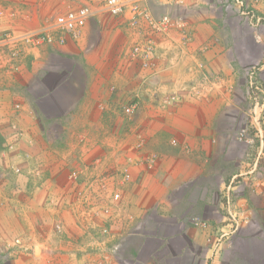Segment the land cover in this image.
<instances>
[{
    "label": "crops",
    "instance_id": "crops-1",
    "mask_svg": "<svg viewBox=\"0 0 264 264\" xmlns=\"http://www.w3.org/2000/svg\"><path fill=\"white\" fill-rule=\"evenodd\" d=\"M197 1L188 0L181 7L170 8L152 4L151 9L155 14L181 11L189 21L190 32L193 34V41L185 45L166 41L157 45V50L163 48L165 51L161 54L167 56L164 59L167 61H160L158 72H154V69L143 71L138 66L125 67L117 72L110 69L106 63L100 62V72L96 75L93 70L97 69V66H81L83 77L78 81L56 78L49 83L47 75L39 81L48 91L41 102L35 98L22 101L26 102V105L21 110L18 122L26 131L29 129L33 135H47L48 130L55 126L58 134L65 136V141L64 147H59L41 138L39 142H34L28 147L26 141L23 143V139L21 148L31 155V159H26L24 151L20 150L22 152L16 151L19 157L10 160V165H6L9 169H19L22 177L20 180L7 174L0 179V205L3 210L0 217L4 218L3 226H0V237L4 239L5 247L16 244L23 248L29 244L26 237L21 236L20 241L16 240L20 234L23 235V232L31 229L29 223L25 228L28 215L22 214L19 223L14 218L12 205L14 196L19 195L16 190H24V183L33 182L35 176L32 173L35 171L39 177L42 175L43 178H38L42 183H46V176L49 174L47 181L56 185L59 196L66 198L68 203L65 204V211L58 214L64 221L67 217L63 214H68L66 211L73 206L70 202L77 201L78 196L82 197L86 193L84 189L90 180L112 182L116 180L115 172L120 166V171L127 170L130 176L128 181H123L121 176L119 185L125 189L123 193L120 191L121 200L131 201L133 208L139 211L137 215L141 217L144 216V209L154 206L156 216L165 220V228L172 229V232L164 237L151 236L150 239L160 244L167 237L168 243L173 240L182 242L178 245L180 249L183 248V243L197 246L202 242V235L197 230H192L190 220L200 218L207 223V231L224 230L232 226L229 223L232 220L228 211L241 222V229L247 227L254 218L260 220L264 228V161L258 162V157L251 161L248 159L247 151L252 147L253 137H250L247 131L245 139L238 141L236 134L239 128L233 127L235 121V125L238 124L235 118L245 119L248 115V109L245 107L247 97L244 93L247 84L244 85V82L237 78L239 68L234 64L231 48L205 45L204 40L210 35L203 27L207 3L202 0V4H197ZM70 3L77 5L79 0H0V7L4 8V12L7 11L5 15L0 16V26L16 31L37 29L47 20H53ZM250 3L251 9L258 14L250 20L251 40L255 46H263L264 34L257 33L255 29L260 19L261 23L264 22V0H250ZM91 4L95 7V2L92 1ZM212 11L215 16L216 10ZM188 12H196V17L188 15ZM96 17L88 22L77 40H68L62 47L50 46L48 49L53 51L54 48L60 53L79 56L78 54L84 51L85 39L92 37L90 23L95 21ZM233 50L235 52V49ZM177 55L180 56L176 57ZM262 55L264 56V53ZM198 62H201L208 72L218 73L220 76L218 82L213 84L215 91L208 95V99H193L183 90L188 84L185 83L188 79L187 71L195 63L198 65ZM53 69L55 67H50L49 71ZM32 71L33 77L34 72L39 74L41 70L35 66ZM178 88L180 91L176 93ZM71 91H74V94ZM173 95L177 97L176 101L169 103L173 105L161 109L162 99ZM133 100H137L139 106L132 115H125L123 108ZM1 103L3 106L0 115H6L10 112V107L3 101ZM116 104L123 105L122 118L117 114L113 115L114 111L111 109ZM112 117H116L115 120H110ZM140 138L145 141L143 149L139 151L133 145L138 144ZM172 141L176 147L170 144ZM81 143H84L81 147H89V153L86 151L85 159L82 158V161L77 163L74 148ZM259 143L258 149L262 150L261 140ZM47 158H50L53 169H38L39 162L46 164ZM79 166L83 167V171L79 172L82 174L77 178L85 184L75 186L73 182L74 187H70L72 181L68 174L78 170ZM84 172L88 173L87 179ZM238 178H241L242 184L233 186L232 183ZM244 188L249 190L243 191ZM193 191L197 192L195 197L192 195ZM34 194L45 198L47 191H36ZM22 197L25 198L24 195ZM38 204L34 202L32 206ZM33 208L38 211V216L44 217L39 208ZM20 209L22 213L25 212ZM30 218L34 221L32 216ZM36 226L37 235L41 236L43 231L37 224ZM237 226L236 224L235 228ZM119 228L121 223L113 225L111 232L117 247L122 241ZM151 230L153 232V228ZM203 234L205 236V232ZM134 240L137 241V248L146 241L142 236ZM108 242L101 247L103 264H123L126 261L130 264H157L150 256L147 262H141L136 255L123 259L124 257L111 253L113 243ZM50 256L52 257L43 252L35 259L46 264L50 262ZM184 256L180 250L177 256H171L162 263L177 262Z\"/></svg>",
    "mask_w": 264,
    "mask_h": 264
},
{
    "label": "rangeland",
    "instance_id": "rangeland-1",
    "mask_svg": "<svg viewBox=\"0 0 264 264\" xmlns=\"http://www.w3.org/2000/svg\"><path fill=\"white\" fill-rule=\"evenodd\" d=\"M92 1L95 2L94 8L98 9L103 3V0H90V2ZM226 1L227 0H206L207 5L205 11L207 13L204 14L205 21L203 22V27L210 35H207L204 41L206 46H224L226 48H231L233 51V58L235 59L234 64L236 63L239 68L237 78L240 82H244V85L247 84L244 93L247 97L245 107L248 109V115L245 119L239 116V118H235L238 120V124L235 125V121L233 127L234 129H241L244 127L247 129L248 135L253 137L252 147L247 151L248 159L251 161L258 157L260 158L258 162H260L261 160L264 161V56H261V54L264 53V44L263 46H255L250 36L252 25L250 20H253L258 14L251 9L250 0H243V4L240 6L235 0ZM197 4H202V0H198ZM212 10H216L215 16ZM6 12L7 11L4 12V8L1 6L0 16L5 15ZM170 14L181 15L183 13L181 11H176V13L170 11ZM97 15L95 21H93L94 23H90V25H92V37L89 36L85 39L84 51L78 54L80 57L60 53L54 48L52 51L48 49L50 46L42 47L37 50H30L27 55L24 53L11 62L0 55V112L3 106L1 101L5 102L6 105L8 104L10 107L9 113L0 115V179L7 174L18 179L22 177L21 171L16 167H10V169L6 167V165H10V160H16V157H19V153L16 151L23 150V148H21V140L24 139L23 143L26 141L28 147L33 145L34 142H39L41 138L47 139V142L48 140L50 143L53 142L56 146L64 147L65 136L58 134L57 127L54 126L52 129H49L47 135L42 133L33 135L29 129L26 131L18 122L21 110L24 108V105H26V102L24 103L22 101H24V99L31 100L33 98L40 101L45 96L44 94L48 92L47 89L43 87L42 83H39L42 77L45 78L49 75L47 76L48 82L56 78L60 80L76 79V81H78L80 77H83L81 74L82 71L80 70L81 66H83V68L87 66H97V69L93 70L97 75L100 72V68L98 69L100 62L106 63L110 69L116 70L117 72L124 70L125 67L137 68L138 66L140 68L138 62L128 57V50L132 45L133 35L129 30L127 22L121 17H110L104 13ZM188 15L196 17V12H188ZM261 22L262 19L257 22L259 25L256 26L255 30L257 33L264 34V22ZM44 24L45 23L41 26ZM33 30L16 31L10 27L3 29L0 26V39L6 34L23 33ZM233 49H235V52ZM157 51L161 54L164 53L165 50L160 47ZM157 51L151 68V70L154 69V72L159 71L158 65L160 61H167V59L164 61L167 56L165 54L158 55ZM174 56L175 55H173V57ZM179 56L180 55H177L176 57ZM35 66L43 73L41 71H39V74H37L38 72H34L32 77L31 72H33L32 69ZM47 66L48 69L45 70ZM74 66H77L79 69ZM50 67L58 69L49 71ZM74 69H76L75 72ZM55 72L56 74L58 73V75H52ZM187 72L188 79L185 83L188 84L183 90L189 93L190 97L193 99H208V95L213 93V84L217 83L220 78L218 73L208 72L206 68L201 65V62H198V65L195 63ZM111 78L116 79L114 76H111ZM66 91H68L69 95L70 90L68 86ZM177 91L176 93H179L180 88H178ZM72 92L74 94V91H71V93ZM137 100L139 99L137 98ZM170 102L171 101L162 99L160 108L164 109L167 106L173 105H169ZM137 106H139V104ZM121 108H123L122 104L114 105L111 109L114 111L113 115L117 114L122 118L123 115L121 113L124 111L121 112ZM16 117L18 119H16ZM115 118L113 119L112 117L110 120H115ZM116 138L117 137H115V141ZM259 140L262 141V150L258 149L260 147ZM144 141L145 139L140 138L139 143L133 146L140 151L143 149ZM172 142L170 144L176 147L175 142H173L174 144H172ZM83 144L81 143L77 148H74L75 151L74 149L72 150V152H75L76 159H78L77 163L81 162L82 158L85 159L87 155L86 151L89 147H81ZM47 149L49 148L47 147ZM23 151L25 158L31 159V155L25 153V150ZM46 153H48V151H46ZM87 153L89 152L87 151ZM50 156H52V152ZM44 160H46V157ZM27 163L26 161V164ZM39 164L40 167H38V169H53L50 158L47 160V165L40 162ZM118 169L119 170L115 172L117 173L115 176L116 180L108 183V188H106L107 194L103 195L104 197L98 198V200L92 199V202L81 197L76 198L77 201L73 200V202H70L75 208L72 206L66 211V213L69 212L68 214H63L67 217L65 221L58 214L65 211V204L68 203L66 198L59 196L56 185L47 181L49 174L46 176V183H42L38 180V178H43L42 175L39 177L37 171L32 173L34 174L33 176H35L34 181L24 183V190H16L19 195L14 196L15 198L13 199L12 205V209L15 213L14 218L19 223L21 222L20 216H22V214H24V216H26V214L28 215V222H26L25 228H27V223H29L31 229L27 232H23V235L20 234L19 237H16V240L20 241L21 236L26 237L27 243L29 242V244H26L23 248H20V246L16 244H13L12 247H5L4 239L0 237V264H43L38 262V259H35L43 252L52 255L49 259L50 262L46 264H103L101 262V247L104 244L106 245L108 241L109 244L113 243L111 253L121 258L124 257L123 259H130L131 256L136 255L141 262H147L150 256L157 264H165L162 263L165 259L168 260L171 256H177L179 251L182 250V254L185 255L184 258L180 261L170 262L168 264H264V228L261 226L260 220L256 218L249 222L247 227L241 229V222H239L235 216L236 224L238 225L236 228L235 222L232 221L229 222L232 225L231 227H227L224 230L213 231H207L208 225L206 222L202 221L200 218H194V220L201 221L205 224L204 227H200L193 226L191 221L189 223L193 228L192 230H197L198 233L202 235V242L197 246H188L186 243H183V248L180 249V247H178V245L182 244L180 241L178 243L173 240L171 241L172 245L168 243L167 237H165L162 244L156 240L150 239L151 236L164 237L166 234L172 232V229L165 228V220L163 217L156 216V208L154 206L144 209V216L141 217L137 215L139 211L133 208L131 201L124 200H121L119 205L115 207L113 212L114 222L110 223L112 228L113 225H119L121 223V228L118 230H121L122 241L120 242L121 245L117 247L112 236L103 231L102 227L104 226L101 225L103 224L102 218L93 213V207H95L96 212L99 211L101 206L108 203V195L112 190L117 189V191H122V193L125 190L119 185L121 184V174L124 170L121 172L120 166H118ZM82 171L83 167L79 166L78 170L76 169L68 174L72 181L70 182V187H74L73 182H75V186L82 184L78 181V178L76 180L71 178V173L73 172L76 173V176L81 177L80 174L82 173L79 172ZM83 174L87 179L88 173L84 172ZM84 184L82 185L84 186ZM97 184L95 180H90L86 192L92 190L89 188L91 185L95 188ZM241 184V178L236 179L234 183H232L233 186H240ZM111 188L113 189L111 190ZM41 190L47 191L45 198H41L38 194H34L36 191ZM247 190H249V188L243 189V191ZM26 191H28V193ZM49 191L52 192L49 193ZM196 194L197 192L193 191L192 195L194 197ZM23 195L25 198L22 197ZM34 202H38L39 204L32 206ZM33 207L39 208L40 211L43 212L44 217H41V215L38 216V211ZM20 208L24 209L25 212L22 213ZM2 211L0 205V216L1 213H3ZM31 216L34 218L35 223L30 218ZM37 216L39 219L36 218ZM242 219L243 218H241V221ZM3 222L4 218L2 219L0 217V226H3ZM36 224L38 228L40 227L41 231H43L41 234L42 237L37 235ZM57 226L60 227L57 228ZM151 228H153V232ZM203 232H205V236ZM29 236L30 239L28 240ZM139 236H142L146 241L140 248H137V241L134 239ZM36 249L39 251L38 254L35 253ZM157 260H161L160 263H158ZM123 264L130 263L126 261L123 262Z\"/></svg>",
    "mask_w": 264,
    "mask_h": 264
},
{
    "label": "built area",
    "instance_id": "built-area-1",
    "mask_svg": "<svg viewBox=\"0 0 264 264\" xmlns=\"http://www.w3.org/2000/svg\"><path fill=\"white\" fill-rule=\"evenodd\" d=\"M188 0H103L101 7L94 8L90 0H79L77 5L72 3L67 4L62 12L58 13L53 20L45 22L37 30L6 34L0 39V55L9 62L16 60L24 53L27 55L30 50H37L44 46L62 47L68 40H77L81 31L97 14L105 13L110 17L123 18L128 26L133 41L130 49L128 50V57L135 62H138L140 69L151 70L153 59L156 56L157 45L166 41L169 43L179 42L185 45L193 41V34L190 32L191 26L185 16L171 15L169 13L155 14L151 6L154 3L162 6H175L181 7ZM228 2V0L226 1ZM240 6L243 0H235ZM229 7V6H228ZM176 96L165 98L167 101L176 100ZM136 99V97H135ZM138 101L133 100L128 106L123 108L125 115L132 114L137 109ZM18 107V106H16ZM247 129L241 128L236 134L238 141L245 139ZM261 137V134L259 133ZM262 143V141H261ZM123 181H128L130 176L127 170L121 174ZM78 176L76 173H71V178L76 180ZM94 191V186L89 192L84 193L81 198L98 200V198L106 195V188L108 183L105 181L97 182ZM88 188V183L85 190ZM113 188H111L112 190ZM80 197V196H78ZM108 203L101 206L99 211L94 214L102 218L103 231L111 235L112 225L114 222L113 212L115 207L121 201V193L117 189L111 191L108 195ZM92 215V216H95ZM228 215L236 224V218L228 211ZM95 216V217H96ZM193 226L204 227V223L198 220H190ZM60 226H57L59 228ZM106 227V228H105Z\"/></svg>",
    "mask_w": 264,
    "mask_h": 264
},
{
    "label": "bare ground",
    "instance_id": "bare-ground-1",
    "mask_svg": "<svg viewBox=\"0 0 264 264\" xmlns=\"http://www.w3.org/2000/svg\"><path fill=\"white\" fill-rule=\"evenodd\" d=\"M38 252H39L38 249H36V250H35V253L38 254Z\"/></svg>",
    "mask_w": 264,
    "mask_h": 264
}]
</instances>
